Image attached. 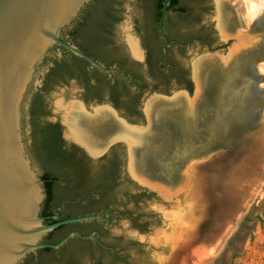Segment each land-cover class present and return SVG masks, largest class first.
Here are the masks:
<instances>
[{"label":"rangeland","instance_id":"1","mask_svg":"<svg viewBox=\"0 0 264 264\" xmlns=\"http://www.w3.org/2000/svg\"><path fill=\"white\" fill-rule=\"evenodd\" d=\"M216 1L223 3L233 31L226 30L216 21L218 17L221 19V8L217 7ZM95 5L101 10L115 12L117 20L113 26V39L125 55L141 59V48L146 50L154 42L157 47L161 45L156 39L154 12L147 8L144 0H96ZM247 16L244 0H210V9L203 21L213 30V50L198 45L182 52L174 48L176 58L193 81L199 63H212L218 69L221 89L217 102L207 110L205 118L199 120L195 111L197 105L205 101L204 91L196 81L189 96L180 95L175 84L159 83L156 73L144 66L149 88L141 98L142 111L152 112V106L158 100L156 94L169 96L163 101L183 104L182 111L191 116L194 126L190 129L183 126L174 157L163 161L157 172L165 177L162 180L148 178L135 167L128 148L123 149L122 187L117 198H124L126 193L149 194L137 206L128 205L135 218L148 220L142 234L125 220H120L112 228L114 234L124 237L127 242L129 264H264V116L259 123L254 121L259 103L254 87L264 88V79L257 81L248 69H242L240 60H234L237 55H242L247 61L254 62L258 72L264 75L261 69H264V60L242 53L257 43L261 45L258 52L264 53V43L261 42L264 31H257L256 37L247 40L250 42L241 43L247 37L240 33H247L250 29L251 21ZM98 19L96 17L95 21ZM79 27L78 21L69 30L70 40L73 41L70 31ZM67 59L71 61L68 55ZM44 79L45 76L28 106L32 152L41 174L46 171V166L32 145L33 124L37 125L38 121L31 119V106L37 100L38 92L42 94L46 114L43 122H61L65 137H69L72 126L64 123L63 117L74 109L75 104L87 101L88 111L97 108L95 99L84 92L82 80L66 77L45 86ZM108 100V94H104L102 104H108ZM58 101L66 108L63 112L57 110ZM150 124L143 115L133 125L141 127L139 131H147ZM130 140L127 138L132 144ZM189 203L192 206L189 218L192 229L189 236L183 237L188 236L187 240L181 245L177 243L183 238L174 246L168 244L166 236L179 226V215L187 212ZM38 252L31 253L27 261L39 255ZM81 260L83 264H91L87 254Z\"/></svg>","mask_w":264,"mask_h":264},{"label":"flooded vegetation","instance_id":"2","mask_svg":"<svg viewBox=\"0 0 264 264\" xmlns=\"http://www.w3.org/2000/svg\"><path fill=\"white\" fill-rule=\"evenodd\" d=\"M209 9L210 0H175L170 6L163 28L166 36L169 32L173 35L172 40L175 43L166 53L163 51L165 43L159 35L158 25L156 36L160 39L161 50L160 47L159 50L152 47L146 50L141 48V59H137L125 55L114 42L113 26L117 20L115 12L93 7L90 15L93 24L101 13L104 20V27L96 32L101 39L98 48L107 56L113 53L112 55L118 57L141 79L125 73L116 63L111 64L110 67L127 78L121 79L115 72L108 74L95 67L90 68L87 61L72 53L69 54L63 48L65 54L52 60L53 66H49L45 74L44 85L49 86L66 77L82 80L84 92L95 99L94 105L97 108L88 111L87 101L78 102L80 105L75 104L74 109L68 113L67 124L70 121L74 122L75 125L71 130L76 129L79 133L74 130L73 136L69 134V137H65L64 125L61 122L56 120L43 122L42 119H45L46 114L43 111L42 94L38 92L37 100L31 106V119L38 121L37 125L33 124L32 145L39 159L46 166V171L40 175L45 181L46 194L40 216L45 219V224L87 215H108L109 220L108 222L90 220L64 225L48 233L42 242L57 244L73 231L85 235L98 232L99 241L108 248L102 247L96 236L87 240L73 237L59 249L38 250L39 255L33 257L30 262L26 258L24 264H83L81 259L86 254L89 255L91 264H129L127 242L124 237L114 234L112 228L120 220H125L136 229L138 234H142L148 223V220L140 221L135 218L128 210L130 203L137 206L145 200L149 196L147 192L126 193L124 198H117L122 187L121 165L123 149L126 148L123 141L127 140L126 124L133 125L136 119L146 116L141 108V98L149 88L143 72L144 66L156 73V80L159 83L175 84L179 91L190 95L194 81L181 66L173 51L177 48L182 52L193 45L213 50L215 43L213 30L209 23L203 21V16L209 12ZM221 17L226 30L233 31V25L224 6H221ZM179 38H184L186 42L179 41ZM67 40L72 43V40L68 38ZM258 51L249 54L264 60V53ZM67 55L70 56L71 61H68ZM239 60L242 69H248L254 77L255 70L258 71L256 64L247 61L244 56L236 59L235 62ZM101 64L105 66V63ZM203 65L199 63V70ZM214 71L218 77L216 76L213 87L204 91L205 101L199 103L196 108L199 120L205 118L207 110L217 102L221 89L218 79L220 74L216 67ZM104 94L109 96L108 104H102ZM168 98L169 96L165 95L158 97L151 112L155 114L156 110L157 114H162L163 123L170 125L172 132L171 143L167 148L169 151L161 155L162 160L156 163L158 166H162L163 161L174 157L176 142L181 139L183 126H188L189 129L194 126L191 116L182 111L183 104L163 101ZM79 113L82 116H79ZM193 130L197 131L195 128ZM112 142L115 143L111 144ZM54 217L58 218L54 219Z\"/></svg>","mask_w":264,"mask_h":264},{"label":"water","instance_id":"3","mask_svg":"<svg viewBox=\"0 0 264 264\" xmlns=\"http://www.w3.org/2000/svg\"><path fill=\"white\" fill-rule=\"evenodd\" d=\"M91 2L0 0V264H23L31 253L45 248L59 249L73 237L87 240L96 236L98 243L108 248L99 241L98 232L85 235L73 231L57 244L41 241L45 235L61 226L90 220L108 222L109 217L87 215L45 224V219L40 216L46 198L45 181L40 177L32 152L28 116L31 100L49 66H53L52 60L61 56L63 49L87 61L90 68L95 67L108 74L115 72L119 78H127L115 68L99 63L75 44L63 40L62 35L68 38L69 30L78 23ZM171 3L172 0H164L159 19V35L165 43V53L175 43L163 30ZM216 5L221 8L223 3L216 1ZM216 21L223 23L222 17ZM249 28L247 33H240L247 37L245 40L251 39L257 31H264V7L251 21ZM261 41H264L263 36ZM253 46L242 53L253 54L261 48L259 43ZM241 56L237 55L234 60ZM214 69L212 63H204L203 68H198L194 74V81L203 91L213 87L217 76ZM254 77L257 81L264 79L257 69ZM254 90L259 100L254 121L259 123L264 116V88L256 85ZM178 94L189 96L184 91H178ZM145 115L151 123L149 129L139 131L141 127L127 123L128 129L133 130L134 145L127 140L123 142L138 164L137 169L162 180L165 177L157 173L161 166L156 163L162 160L161 155L169 151L171 127L163 123L160 113L155 116L145 112Z\"/></svg>","mask_w":264,"mask_h":264},{"label":"trees","instance_id":"4","mask_svg":"<svg viewBox=\"0 0 264 264\" xmlns=\"http://www.w3.org/2000/svg\"><path fill=\"white\" fill-rule=\"evenodd\" d=\"M164 0H144V3L147 5V8L150 10H153L154 16H153V23L155 27V31H158V25H159V19L160 14L162 10ZM96 0H92V8L95 5ZM175 0H172L171 4H174ZM102 14V13H101ZM101 14L99 15V19L96 21V23L93 24L90 15H91V9L90 6L86 10L83 11L82 16L79 19L80 27L75 29L74 31H70V34L73 38V41L71 44L75 43V45L80 48L83 52H85L90 57L94 58L95 60L99 61L100 63H105L106 67H110L111 64L116 63L119 68H121L125 73L133 74V76L137 77L138 79H141V77L135 73L132 69L126 67L120 59L111 53L109 56L105 55L99 47L101 43V39L98 37V34L96 35V32L100 31L104 27V20H102ZM173 35L169 32L167 37L172 40ZM63 40L68 42L67 38L62 35ZM159 42V37L156 38ZM179 41L186 42L184 38H179ZM69 43V42H68ZM157 43L154 42L152 44V48L157 50L161 45L157 47ZM151 48V46H150ZM159 50V49H158ZM69 54H71L69 51H67ZM85 62V61H84ZM86 63V62H85ZM83 242V241H82Z\"/></svg>","mask_w":264,"mask_h":264},{"label":"bare ground","instance_id":"5","mask_svg":"<svg viewBox=\"0 0 264 264\" xmlns=\"http://www.w3.org/2000/svg\"><path fill=\"white\" fill-rule=\"evenodd\" d=\"M244 1H245L246 8H247V12H248V16L247 17L249 18V21H252L254 19V17L263 9V7H264V0H244ZM247 42H250V41L245 40V41H242L241 43H244L245 44ZM251 44H253V43H249V45H251ZM261 69L264 71L263 68H261ZM65 109L66 108H64L63 103L61 101H58L57 102V110L63 112ZM157 113H158V111L155 110V116H157ZM150 114H151V112L149 111L148 112V115H150ZM79 116H82V115L79 113ZM63 121H64V123H66L68 121V115H66L65 117H63ZM71 123L72 122L70 121V123L68 125L70 127L72 126V128H73L74 125H75V123L74 122L72 124ZM74 130H75L76 133H79V131H76V129H73V130H71L69 132L70 136L71 135L73 136L72 133L74 132ZM80 132H81V130H80ZM125 133L127 135V138L131 139L132 140V143H133L134 142V138H133L134 136H133V134H131V130L127 128V131ZM132 145H134V143ZM131 159L133 160L135 167H137L138 164L135 163V160L132 157H131ZM139 164H141V163L139 162ZM131 172H133V171L131 170ZM191 207L192 206L189 203V205L187 207V212L185 214L179 215V219H178L179 226L173 228L172 231H171V233H170V235L169 236H166V242L168 244H171V245L173 244V246H174L177 242H179V241L181 242L182 241L181 239L183 237H185L186 234H188V232H189L190 229H192L191 225H189V220H190L189 218L191 217V215H190V213H191ZM189 234H188V236H189ZM187 237L186 238H183L184 240L181 243H177V245H181L183 242H185L187 240Z\"/></svg>","mask_w":264,"mask_h":264}]
</instances>
